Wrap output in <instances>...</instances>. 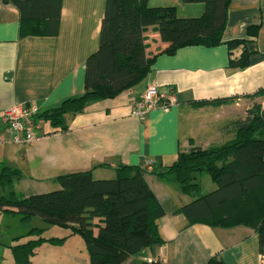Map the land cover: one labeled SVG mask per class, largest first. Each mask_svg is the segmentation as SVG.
I'll return each instance as SVG.
<instances>
[{
  "label": "crops",
  "instance_id": "crops-1",
  "mask_svg": "<svg viewBox=\"0 0 264 264\" xmlns=\"http://www.w3.org/2000/svg\"><path fill=\"white\" fill-rule=\"evenodd\" d=\"M26 1L51 6L55 0ZM59 1L58 32L49 36L42 14L32 16L41 19L25 20L11 0H0V165L21 173L12 186L20 197L58 189L56 178L65 174L91 170L94 179L105 180L114 177L117 166L167 167L180 152L231 141L223 130L226 125L254 105L264 109V0H230L217 46H187L163 54L167 44L157 27H147L145 53L153 64L142 82L67 116L66 130H54L42 121L25 123L35 141L15 144L2 122L4 112L31 104L40 114L82 95L85 62L98 48L105 0ZM147 5L174 8L180 18L200 17L205 10L202 3L183 0H148ZM22 28L29 32L21 35ZM254 28L257 34L251 36L248 32ZM231 41L246 43L229 50ZM244 48L247 66L230 67V60L238 59ZM150 85L172 92L175 103L142 118L132 116V102ZM145 171L146 184L163 210L157 224L165 242L129 256L123 264H208L211 259L222 264L263 263L255 230L243 224H188L178 210L192 199L171 177ZM214 189L210 185L209 192ZM206 193L201 188V194Z\"/></svg>",
  "mask_w": 264,
  "mask_h": 264
},
{
  "label": "trees",
  "instance_id": "trees-1",
  "mask_svg": "<svg viewBox=\"0 0 264 264\" xmlns=\"http://www.w3.org/2000/svg\"><path fill=\"white\" fill-rule=\"evenodd\" d=\"M147 1L105 0L98 48L85 62L82 95L65 99L58 107L38 114L31 124L42 121L54 130H66L67 116L81 114L88 104L112 99L142 82L153 64V58L145 53L143 32L147 27H157L160 40L167 44L162 53L167 55L187 46L211 48L220 43L230 0H183L204 5L203 15L195 18H180L174 8H150ZM11 3L22 13V19H41L32 16L42 14L46 22L44 33L57 34L59 0L49 2L51 6L26 0H11ZM28 30L22 28L20 34H27ZM248 34L255 36L257 29ZM244 43L231 41L227 46L231 50ZM247 57L244 48L238 59L230 60L229 66L244 68ZM261 111L260 106L254 105L243 117L226 125L223 130L226 136L233 137L231 141L208 149L193 147L180 152L169 166L154 167L150 172L159 178L171 177L182 194L192 199L178 210L188 224H243L255 230L264 264ZM145 170L117 166L114 177L105 180L94 179L91 170L65 174L56 178L58 189L24 198L12 188L21 173L1 164L0 215H14L23 223L38 217L48 225L67 228V237L79 235L84 240L89 264H123L129 256L165 242L157 224L163 210L146 184ZM201 173L209 175L215 185L213 191L201 194V185L196 180ZM42 231L33 227L22 236L26 241L10 246L14 264H30L41 244L59 243L67 238H44ZM208 264L222 263L211 259Z\"/></svg>",
  "mask_w": 264,
  "mask_h": 264
},
{
  "label": "rangeland",
  "instance_id": "rangeland-1",
  "mask_svg": "<svg viewBox=\"0 0 264 264\" xmlns=\"http://www.w3.org/2000/svg\"><path fill=\"white\" fill-rule=\"evenodd\" d=\"M210 180L206 173L197 174V182L200 183L204 193L209 192L210 185H213ZM4 191L6 193L7 189ZM33 227L43 229L44 238H63L69 234L67 228L48 225L38 217L23 223L18 217L0 215V264H14L10 246L26 241L27 239L22 236ZM96 231L95 229L94 232ZM15 237L22 238L14 241ZM30 264H89V255L82 237L72 235L59 243L41 244Z\"/></svg>",
  "mask_w": 264,
  "mask_h": 264
},
{
  "label": "built area",
  "instance_id": "built-area-1",
  "mask_svg": "<svg viewBox=\"0 0 264 264\" xmlns=\"http://www.w3.org/2000/svg\"><path fill=\"white\" fill-rule=\"evenodd\" d=\"M174 103L175 97L172 92H161L156 85H150L137 100L132 102L131 115L142 118L152 109L167 110ZM38 114L37 106L31 104H17L4 112L2 122L15 144L30 145L35 141L36 136L26 131L24 124L31 123ZM146 169L151 171L152 166L148 165Z\"/></svg>",
  "mask_w": 264,
  "mask_h": 264
},
{
  "label": "water",
  "instance_id": "water-1",
  "mask_svg": "<svg viewBox=\"0 0 264 264\" xmlns=\"http://www.w3.org/2000/svg\"><path fill=\"white\" fill-rule=\"evenodd\" d=\"M261 116L264 119V109L261 111Z\"/></svg>",
  "mask_w": 264,
  "mask_h": 264
}]
</instances>
